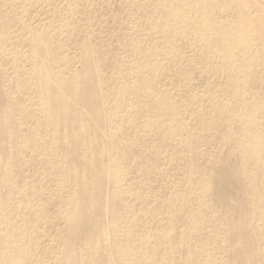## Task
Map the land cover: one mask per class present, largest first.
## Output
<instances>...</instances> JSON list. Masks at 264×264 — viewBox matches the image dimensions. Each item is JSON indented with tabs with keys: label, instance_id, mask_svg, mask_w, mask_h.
Returning a JSON list of instances; mask_svg holds the SVG:
<instances>
[{
	"label": "bare ground",
	"instance_id": "bare-ground-1",
	"mask_svg": "<svg viewBox=\"0 0 264 264\" xmlns=\"http://www.w3.org/2000/svg\"><path fill=\"white\" fill-rule=\"evenodd\" d=\"M6 11L0 264H264V0Z\"/></svg>",
	"mask_w": 264,
	"mask_h": 264
},
{
	"label": "rangeland",
	"instance_id": "rangeland-1",
	"mask_svg": "<svg viewBox=\"0 0 264 264\" xmlns=\"http://www.w3.org/2000/svg\"><path fill=\"white\" fill-rule=\"evenodd\" d=\"M5 13V14H4ZM112 14V13H110ZM13 16V13H11L10 11H6V12H3V13H0V18H3V19H7V18H12ZM106 16V15H105ZM3 19H0V21H2ZM105 219V218H104ZM107 219V218H106ZM105 222V221H104ZM108 241L110 240V236H109V239H107Z\"/></svg>",
	"mask_w": 264,
	"mask_h": 264
}]
</instances>
